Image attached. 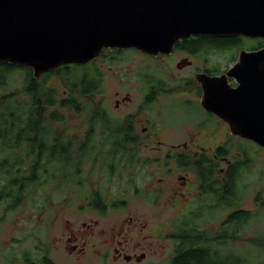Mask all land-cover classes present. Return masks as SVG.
<instances>
[{"label": "rangeland", "instance_id": "obj_1", "mask_svg": "<svg viewBox=\"0 0 264 264\" xmlns=\"http://www.w3.org/2000/svg\"><path fill=\"white\" fill-rule=\"evenodd\" d=\"M248 42L242 41L244 47L248 46ZM106 50V55L94 58L92 63H73L75 66L71 68V72L76 79L85 72L84 68L92 64L90 75L93 78H99L98 80L102 83L101 88H97L91 96H78L77 101L79 108L81 107L79 111L55 106L54 109L58 110L63 117L59 121H48L53 126V130H63L64 137L74 135L81 138L80 134L87 130L88 125L98 124L93 121V114H96L97 107L105 108L108 114L121 116L130 111H139L140 118L152 120L155 130L159 132L162 129L182 128L191 121L195 122V132L198 131L199 136H205L204 140L208 141L206 144L199 143L204 145L206 154L213 155L216 145L227 137L225 126L221 122H216L214 118L200 116L197 111L199 109L186 111L182 106L173 103L163 104L159 92L154 93V97L156 95L158 98L152 108H149L145 98H142L145 82L150 86L153 81L167 76L178 83L182 76L187 75L182 71L177 74L176 70L181 68L177 66L174 68L173 63L171 66L169 61L163 67L164 71L156 66L145 65L144 56L137 49H123L113 54H108L110 50ZM240 50L239 48L235 50L205 48L202 53L209 54L205 55L206 58L198 56L195 63L200 68L204 63V68L210 70V73L221 75L234 64ZM87 63L89 65H86ZM94 66L102 74L97 72ZM24 74L25 72L21 69L7 73L5 81L0 84V99L2 96L14 94L13 100L16 103L17 99L29 100L28 94L23 90ZM199 74L201 73L197 75ZM199 76L197 82L200 80ZM69 77L71 76L65 72L52 73L49 74L45 83L54 89L60 99H63L70 92L66 83ZM228 80L232 83L231 78L228 77ZM197 82L195 80V101L197 100ZM171 91L180 93L182 86L176 85ZM127 95L132 99L130 102L127 101ZM120 97L126 102L125 104L121 102L120 108H116V99ZM126 104L128 105L125 106ZM119 119L124 120L122 117L116 120ZM7 137L9 138L10 135ZM160 138L162 139V136ZM93 141L97 145L90 144L89 150L84 153L88 155L79 164L81 170L78 175H74L75 178H69L72 175L70 171L72 164L61 166L59 162L42 161L45 165L41 172L48 171L47 175H55V178L52 176V178L39 179L38 184L26 185L24 199L19 205L13 207L8 206L10 199H3L0 195V264H44L45 260H51L53 264H128L124 261L114 262L111 255L103 256V252L110 250L113 239H122L115 235V229L119 221L129 219H132V224L137 225L131 235L133 241L142 239L143 235L150 240L152 237L154 251L149 252L146 260L141 264H157L163 261L168 254L167 248L169 245L170 249L171 241L168 240L169 237L160 236L173 231L172 227L186 212V209L182 208L186 200L184 201L185 196L170 197V194L168 196L165 193L157 194L155 190H149V187L161 188L163 184L158 181L159 177L166 182L174 176L178 182L179 175L184 174V171L174 169V163L169 161L165 166L172 168V173L169 170L162 174L156 172L155 167L156 170L160 171V169L157 168L158 163L153 157L166 155L167 150L172 151L168 154L173 156L175 151L184 149L179 147L171 148V150L167 147L162 149V152H157L156 149L150 150L141 143L127 151L121 150L122 152L113 154V147L106 143L104 137L93 136ZM76 144H73L74 148ZM80 144H82L81 141ZM244 144H247L248 162L247 168L239 172L238 189L239 187L246 189V208L256 211L257 216L253 221L251 218L244 226L247 236L245 242H232L231 248L227 247L225 250L236 249L242 252V256L247 258L245 261L247 264H264V244L262 243L264 241L257 239L251 241L255 237L264 240V205L259 206L254 201V192L258 188L262 189L258 195L264 198V148L250 141H245ZM239 145L238 138H233L232 144L228 147V158L231 161L240 160L237 154V151H240ZM7 146L6 139L0 142V157H4L5 152L8 151L7 148L12 147ZM193 149L199 151L196 148ZM82 154H79L78 159ZM220 160L219 166L225 163V160ZM191 174V181H193ZM195 183L196 180L191 187H194ZM3 184L4 178L0 174V191ZM98 197L105 203L102 212L95 207ZM168 198L172 199V203L168 201ZM200 214L203 212H195V215ZM215 216L213 221L195 219L193 221L195 229L197 227L199 230L208 232L214 223L221 220L223 214L217 210ZM185 217L189 218L186 215ZM72 233L79 236V245L83 240L86 241L84 252L68 253L69 245L66 240ZM155 235L159 237L156 238ZM254 241L262 245H253ZM223 248V245L222 248L213 245L216 252Z\"/></svg>", "mask_w": 264, "mask_h": 264}, {"label": "water", "instance_id": "obj_2", "mask_svg": "<svg viewBox=\"0 0 264 264\" xmlns=\"http://www.w3.org/2000/svg\"><path fill=\"white\" fill-rule=\"evenodd\" d=\"M19 2L0 0V62L29 67L35 78L60 65L89 62L103 49L156 56L191 35L261 39V47L241 49L225 73H201L198 79L204 108L232 134L264 148V0ZM21 22L30 27L22 30Z\"/></svg>", "mask_w": 264, "mask_h": 264}, {"label": "flooded vegetation", "instance_id": "obj_3", "mask_svg": "<svg viewBox=\"0 0 264 264\" xmlns=\"http://www.w3.org/2000/svg\"><path fill=\"white\" fill-rule=\"evenodd\" d=\"M205 48L206 47L204 46L199 48V45L195 44V36H189L181 40L179 43H176L173 50L168 54L151 56L140 52L144 56L143 61L145 65L156 66L163 70V67L166 65L167 61H169L170 65L173 63L174 68L175 66L181 68L178 69V71L176 70L177 74H180L181 71L187 74L182 76L178 83L176 80L167 76L153 81L150 86L145 82V91L142 92V98H145L146 104H148L147 106L152 108L156 103V98H158L156 95L154 97V93L156 94L159 92L163 104L173 103L182 106L186 111H195V109H199L197 111L200 113V116L214 118L216 122H221L225 126L227 137L216 145L212 156L206 154L204 151L207 150L204 149V145L199 143L206 144L208 141L204 140L205 136H199L198 131L195 132V122L191 121L182 128H176L173 130L162 129L159 132L155 130L152 120L140 118L139 111H130V113H127L124 116L116 114L112 115L109 113V120L111 121L109 124L105 126L88 125L87 130L82 133V135L80 134L82 140L90 139V142H92L93 145H97V143L93 141V136L99 138L104 137L106 143L110 146L123 147L126 151L132 147L140 145L141 143V145L150 148V150L156 149L157 152H162V149L167 147H169V149H177L179 147L184 149L183 151H175L173 156L168 154L172 151L167 150L165 152L167 153L166 155H155L153 157L154 160H156L155 162L158 163L157 168L160 169V171L156 170L155 167L156 172L162 174L169 170L172 173V168L165 166L166 163L172 161L175 166L174 169L184 171V174L179 175L178 182L174 179V176H171V179L166 182L163 181L162 177H159L158 181L162 183L163 186L159 189L149 187V190H155L157 194L165 193L167 196L170 194V197L185 196L184 201L186 200L185 204L182 206V208L186 209V212L176 222L175 226L173 223V231L169 232L170 234L166 232L164 235L160 236L169 237L168 240L171 241V243L170 249L169 245L167 248L168 254L165 255L163 261H160L157 264H169L172 256L176 255L181 248L184 250L190 244H193L192 247H195V238L200 240L199 242L206 244L210 251L213 250V245L220 248H222L223 245L224 248L217 252L220 257L225 256L226 258V256H230L233 253L235 255H243L242 252L236 249H232V251L225 250V248H227L226 245H229L230 247V243L232 242H245L247 236L244 226H246L245 224L251 218L253 221L257 216L256 211L246 208V189L242 187H239L240 189H238L239 172L241 169L247 168V163H244V157H247V144H244V142H254L239 135L232 134L229 130L228 124L216 114L206 110L201 102L203 91L201 82L199 83L200 80L197 82V74L205 73L207 75H216V73L208 72V70L204 68V63L201 68L195 63L198 56H207L209 54L202 53ZM109 50L108 54H113L114 52H121L123 49ZM106 52L107 50L103 49L97 58L106 55ZM195 66H197L196 69ZM195 80L198 83L196 85V101ZM229 84L235 85L234 80L232 79V83L229 82ZM176 85L177 87L182 86V91L180 93L171 91ZM117 95V92H115V96ZM127 97V101L130 102L132 100L131 97L128 95ZM121 102L122 104H125L126 101L122 97L116 99V108H120ZM118 117H122L124 120H116ZM203 120L205 121V119ZM121 123L125 124L122 125ZM161 136L162 139L160 138ZM233 138H238L240 143V151H237L238 157H240L239 161H231L228 158V147L232 144ZM254 144L257 145L256 143ZM193 148H196L199 151H195ZM220 159L225 160V163L221 166L218 164V161H221ZM201 170H207L206 175H202ZM189 171L192 173L193 181L196 180L194 187H191L193 181H191ZM261 190L262 189L258 188L254 192V201L259 206L264 205V198L258 195ZM168 201L172 203L171 198H168ZM217 210H219L223 216L220 218L221 220L212 225V228L208 231L209 233L207 231L199 230L197 227L195 229V222L193 223L195 219L213 221L216 217L215 212ZM195 212H203V214L195 215ZM249 212L250 215H248ZM185 215L189 218L185 217ZM131 221L132 219H129L128 221H119L114 233L117 237H121L122 239H113L112 247H110V250H104L103 256L107 257L111 255L114 262L124 261L128 264H141L146 260L149 252L154 251L152 237L150 240L143 235L142 239L133 241L131 235L135 231L137 225L132 224ZM200 232L202 236H199ZM232 234L238 236L234 241L231 239ZM154 237L157 238L159 236L155 235ZM78 238L79 236L74 233L67 238V244L72 249L69 254H73L74 252H84L86 241L83 240L81 245H79ZM254 240H256V238ZM214 251L216 250L214 249Z\"/></svg>", "mask_w": 264, "mask_h": 264}, {"label": "trees", "instance_id": "obj_4", "mask_svg": "<svg viewBox=\"0 0 264 264\" xmlns=\"http://www.w3.org/2000/svg\"><path fill=\"white\" fill-rule=\"evenodd\" d=\"M185 38L179 39L176 43ZM243 40L249 41L248 46L244 47ZM195 44L199 45V48L204 46L216 49L233 48L235 50L239 48L252 50L261 47L263 41L259 38L249 39L242 36L196 35ZM91 61L89 63H92ZM73 66L75 65H60L44 72L39 78H35L29 67L0 62V84L5 81L4 78L7 73L21 69L25 72L23 90L29 96L28 101L17 99V103L13 100L15 99L14 94L2 96L0 99V142L6 139L8 141L7 147L12 146L7 148L8 151L5 152L4 157H0V174L4 178L0 195L3 199H10L9 207L19 205L22 202L26 185L30 183L38 184L37 180L39 179L52 178V176L55 178V175H47L48 171L41 172L45 165L42 161L59 162L61 166L62 164H72L70 169L72 175L69 178H73L81 170L79 164L88 155L84 153L89 150L90 144H92L90 139L82 140L74 135L64 137L63 130H53V126H50L48 122L49 120L59 121L63 117L58 110L54 109L55 106L79 111L81 107L79 108V102L77 101L78 96H91L92 92H96L97 88H101L102 83L98 80L99 78L96 79L90 75L92 64H90V67L84 68L85 72L78 79L73 77L71 72ZM94 68L101 73L97 67L94 66ZM59 72H65V74L71 76L66 80L70 92L63 99H60L54 89L45 83L49 74ZM95 113L93 114V121L98 123L96 125L105 126L111 122L109 120L110 115L102 107H97ZM125 123L121 124L124 125ZM7 135H10V137L8 138ZM80 141L82 144H80ZM74 143H78L75 148ZM113 149V154L125 151L123 147L114 146ZM11 150L13 153H9ZM81 153L83 154L78 159ZM247 162L248 157H244V163ZM201 171L202 175H206L207 170ZM95 207L98 211L102 212L104 210L105 203L101 198L98 197ZM248 215H250V212ZM200 235L202 236L201 232ZM236 237L238 236L231 235L233 241ZM255 238H252L251 241ZM199 241L195 238V247L190 244L186 249L179 250L176 255L172 256L169 264H247L245 262L247 258L242 255L233 253L226 256V258L225 256L220 257L214 249L210 251L206 244ZM259 241L264 240L260 239ZM253 243V245L261 244L255 241ZM262 243L264 244V242ZM226 247H229V245H226ZM44 264H53V262L45 260Z\"/></svg>", "mask_w": 264, "mask_h": 264}, {"label": "bare ground", "instance_id": "obj_5", "mask_svg": "<svg viewBox=\"0 0 264 264\" xmlns=\"http://www.w3.org/2000/svg\"><path fill=\"white\" fill-rule=\"evenodd\" d=\"M16 1H18V5H21V3L19 2V0H16ZM6 5V4H5ZM5 21V20H4ZM6 25V24H5ZM30 27V24H26L25 22H21V24H20V28L22 29V30H27L28 28ZM0 28H1V23H0ZM13 28V27H12ZM3 37H5V36H3Z\"/></svg>", "mask_w": 264, "mask_h": 264}]
</instances>
